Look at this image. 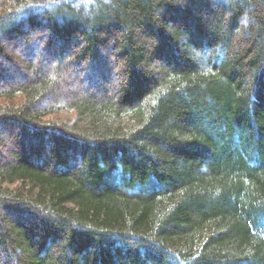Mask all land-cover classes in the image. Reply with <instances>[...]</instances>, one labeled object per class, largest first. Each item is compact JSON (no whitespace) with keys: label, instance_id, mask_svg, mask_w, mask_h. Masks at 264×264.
Returning <instances> with one entry per match:
<instances>
[{"label":"trees","instance_id":"trees-1","mask_svg":"<svg viewBox=\"0 0 264 264\" xmlns=\"http://www.w3.org/2000/svg\"><path fill=\"white\" fill-rule=\"evenodd\" d=\"M3 146L0 264H264V0H0Z\"/></svg>","mask_w":264,"mask_h":264},{"label":"rangeland","instance_id":"rangeland-1","mask_svg":"<svg viewBox=\"0 0 264 264\" xmlns=\"http://www.w3.org/2000/svg\"><path fill=\"white\" fill-rule=\"evenodd\" d=\"M115 67H117V66H114L113 68L115 69ZM116 70V69H115ZM72 72V69H70V68H68L67 69V73H71ZM116 83H117V80L114 78V80L113 81H111L110 82V88H112V89H114L115 87H117V85H116ZM63 85V84H62ZM83 85V84H82ZM85 87H87L86 86V83L83 85V87H80V89H81V91L82 90H85V89H87V88H85ZM61 88H63L62 86H61ZM72 88H74V87H72ZM85 88V89H84ZM89 88H90V86H89ZM75 89H77V87H75ZM91 90H92V88H91ZM80 91V90H79ZM5 143H6V146H10L11 147V144H9L6 140L4 141ZM6 146H3L2 147V149H4V151H2V153H0V155L3 157L4 156V158H6L7 156V153H8V149H5V148H7ZM10 147H8V148H10ZM14 147V146H13ZM6 156V157H5Z\"/></svg>","mask_w":264,"mask_h":264}]
</instances>
